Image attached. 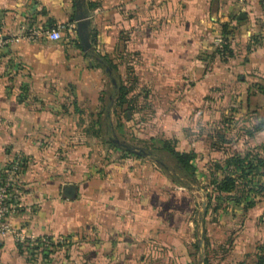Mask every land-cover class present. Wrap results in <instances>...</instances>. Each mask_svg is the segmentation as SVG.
<instances>
[{"label": "crops", "instance_id": "1", "mask_svg": "<svg viewBox=\"0 0 264 264\" xmlns=\"http://www.w3.org/2000/svg\"><path fill=\"white\" fill-rule=\"evenodd\" d=\"M22 24L56 38L0 49V166L47 256L0 235V264H264V192L213 214L205 186L245 151L264 183V0H0V31Z\"/></svg>", "mask_w": 264, "mask_h": 264}, {"label": "trees", "instance_id": "2", "mask_svg": "<svg viewBox=\"0 0 264 264\" xmlns=\"http://www.w3.org/2000/svg\"><path fill=\"white\" fill-rule=\"evenodd\" d=\"M230 31L223 32V44L220 50H217V54L219 55H231V49L229 47L230 43ZM124 87L119 88V94L116 97V103L121 104L125 100L123 99ZM170 142L163 141L162 147L169 151V153L175 158L178 164L183 168V170L189 175H192L194 168L190 165L189 160L191 159L192 154L186 151H176L169 145ZM252 159L256 162L253 164ZM262 159L257 157L255 154H249L247 151L243 152V154L233 153L229 157L225 159H218L212 165L217 168L221 172V177L217 179L212 172L207 176L205 186L208 188L207 191V210L210 209L211 213H216L218 209L223 210L226 208L227 201L238 202L242 197H244L247 193L251 195L249 201H246L243 204V207H249L254 203V198L258 195L261 196V192H264V183L260 185L250 186L248 185V181L244 180L246 175H249L253 172V174L258 173L256 170L257 165L262 164ZM237 173L234 176V173ZM237 178H241L240 183L236 182ZM45 243V240L43 241ZM16 247L19 251L26 250L31 252L34 250L37 252V255L40 259L46 258V253L44 252L46 245L35 243L33 245L28 244L26 240L24 241H16ZM32 251V252H34ZM31 252V254H33ZM30 254V253H29ZM262 261L261 258L259 259ZM204 264H210L205 258Z\"/></svg>", "mask_w": 264, "mask_h": 264}, {"label": "built area", "instance_id": "3", "mask_svg": "<svg viewBox=\"0 0 264 264\" xmlns=\"http://www.w3.org/2000/svg\"><path fill=\"white\" fill-rule=\"evenodd\" d=\"M56 29L50 31H42L36 27L20 25L18 33L11 35L0 31V49L15 42L18 36L35 40L43 35L48 39L56 38ZM21 168L20 163L16 159L6 161L0 166V235L10 236L14 241H24L27 237L20 231L10 226L6 219L7 216L17 212L18 206L13 203V193L17 184L20 183Z\"/></svg>", "mask_w": 264, "mask_h": 264}, {"label": "rangeland", "instance_id": "4", "mask_svg": "<svg viewBox=\"0 0 264 264\" xmlns=\"http://www.w3.org/2000/svg\"><path fill=\"white\" fill-rule=\"evenodd\" d=\"M174 176H175V175H174ZM177 176H178V175H177ZM181 180H182V181H185V178L181 176ZM196 201H197V203H198L200 200H199V199H196ZM195 207H196V209L200 210L199 203H198V204H196V206H195ZM198 210H197V212H199Z\"/></svg>", "mask_w": 264, "mask_h": 264}]
</instances>
